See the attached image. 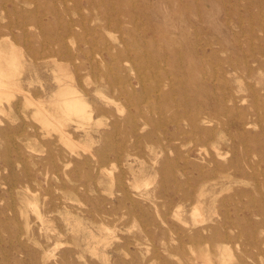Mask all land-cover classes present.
<instances>
[{"label": "rangeland", "instance_id": "rangeland-1", "mask_svg": "<svg viewBox=\"0 0 264 264\" xmlns=\"http://www.w3.org/2000/svg\"><path fill=\"white\" fill-rule=\"evenodd\" d=\"M0 54V264H264V0H0Z\"/></svg>", "mask_w": 264, "mask_h": 264}, {"label": "bare ground", "instance_id": "bare-ground-1", "mask_svg": "<svg viewBox=\"0 0 264 264\" xmlns=\"http://www.w3.org/2000/svg\"><path fill=\"white\" fill-rule=\"evenodd\" d=\"M134 4V3H133ZM3 7H4V5H3ZM2 12H3V10H2ZM173 12V11H172ZM2 14V13H1ZM74 45V44H73ZM2 50V49H1ZM20 52V51H19ZM22 52V51H21ZM0 56H1V54H0ZM98 56V55H97ZM131 61V60H130ZM261 62L262 61H264V59H262V60H260ZM16 62V61H15ZM136 62V61H135ZM17 63V62H16ZM18 64V63H17ZM16 65V64H15ZM7 67V66H6ZM1 70V69H0ZM129 71V70H128ZM2 73L3 72H0V75H2ZM129 73H131V72H129ZM138 74V73H137ZM19 75V74H18ZM153 75V74H152ZM4 76L5 77H8V75L6 76V74H5V72H4ZM38 80V79H37ZM16 84H14L13 83V86H15ZM61 85V88H60V90H59V92H58V96H61L63 99H62V103H61V107H62V113L64 114V120H69V119H71L73 116H75V117H77V118H81V119H87L88 121H90V119H91V112L87 109V105H86V103H85V101L80 97V96H77L76 95V91L74 90V89H72L70 86H68V85H66V84H64V83H61L60 84ZM6 87H8V86H6L5 85V82H4V80H0V93H1V91L2 92H4L3 90H5V88ZM31 87V86H30ZM3 89V90H2ZM18 89V88H17ZM132 89H134V88H132ZM158 89V88H157ZM14 91H15V89H14ZM18 91V90H17ZM20 92H21V90H19ZM6 92V91H5ZM112 92V91H111ZM23 93V92H22ZM26 93V92H25ZM24 93V94H25ZM2 95V94H1ZM0 95V96H1ZM28 95V94H27ZM100 96H102L101 94H99ZM68 96H71V97H68ZM29 97H31L30 96V94H29ZM26 99H27V101H28V98L27 97H25ZM107 98V97H106ZM147 98V97H146ZM31 99V98H30ZM150 99H151V97H150ZM33 100V99H32ZM104 100H106L105 98H104ZM148 100V99H147ZM36 101V100H35ZM34 101V102H35ZM29 102V101H28ZM35 104V103H34ZM38 105V109H37V112L38 113H40V114H42L44 117H45V119L46 120H48L49 122H51L53 119H55L57 122H59V119H57V118H55L54 117V115L52 114V113H50L48 110H46L44 107H43V105H42V103H39V104H37ZM152 106V105H151ZM121 107V106H120ZM124 108V107H123ZM123 108H122V110H123ZM156 108H158V107H156ZM124 111V110H123ZM148 112H151L152 110H147ZM146 111V113H148ZM149 114V113H148ZM135 116H137V117H139L140 118V124H138V126H136L137 124L135 123V125L133 126L135 129L136 128H138L139 130H144L145 129V127L147 126V125H151V126H156V122H153L151 119H150V117H147L146 115H145V113L144 112H141V109H137V113H136V115ZM135 116H130V118L128 119V123L129 124H131V122H132V120H134V117ZM214 119H217L216 117H211L210 115H208V114H204L203 116H201L200 114H197L196 116H194V117H192L189 121H188V124H187V130L186 131H184V132H189L190 133V135L191 136H193V135H195V136H197V139H195V142H194V145L195 146H199V144H209V143H212L213 145H214V148H215V150H214V153H215V156L216 157H222V154L220 153V151H219V148L216 146V144L218 143V140H216V138H215V135L217 134V132H219V131H221L220 130V127H219V124H220V122L219 121H216V125L214 126V127H212V128H207V127H203L202 126V124H212L213 122H214ZM36 121V120H35ZM47 121V122H48ZM55 122V121H54ZM54 122H51V123H53L54 124ZM57 122H55L56 124H58ZM134 122V121H133ZM168 122L169 123H174V121L171 119H169L168 120ZM46 124V123H45ZM55 126V125H54ZM58 127L60 126V125H57ZM62 130V129H61ZM60 130V131H61ZM59 131V132H60ZM64 131L62 130V132L61 133H63ZM65 134H66V132H65ZM67 135V134H66ZM71 135V134H70ZM65 137V136H64ZM68 137H69V135H68ZM138 139H139V137H137ZM73 140V139H72ZM171 138H168L167 137V135H164L161 139H159L158 138V140L157 141H155V142H158L160 145H161V147H162V150H163V148H166V146H167V144L168 145H171L170 144V142H171ZM62 141V140H61ZM76 142V141H75ZM76 143H78V142H76ZM136 143H137V141H136ZM139 144V143H138ZM67 145V144H66ZM77 144H75L74 146H76ZM81 145V144H80ZM79 144H78V147L80 146ZM83 146V145H82ZM81 146V147H82ZM68 147H70V145H68ZM81 147H80V149H81ZM138 147V146H137ZM168 147V146H167ZM217 147V148H216ZM71 148V147H70ZM83 148V147H82ZM74 149V148H73ZM83 150V149H82ZM136 150V149H135ZM84 151V150H83ZM87 150L85 149V152H86ZM94 158V157H93ZM140 160V159H139ZM70 163V162H69ZM70 164H68V166H69ZM104 170V169H103ZM111 171V170H110ZM105 172L107 173V170H105ZM110 175V174H109ZM184 175V174H183ZM47 176V175H46ZM114 181V180H113ZM202 193V190L200 191V196L202 195L201 194ZM133 194V193H132ZM129 195V194H128ZM130 199V198H129ZM130 201V200H129ZM199 202V201H198ZM198 205V204H197ZM32 206V205H31ZM155 206V205H154ZM32 208V207H31ZM176 209H177V207H176ZM152 210V209H151ZM178 211V210H177ZM192 212V211H191ZM178 213V212H177ZM193 215H190V216H192V218H193V216L196 218V217H200L201 218V220H200V222H201V224H202V222L204 221V219L202 218V216H201V210H200V208H198L197 206H195L194 208H193ZM17 218V217H16ZM194 218V219H195ZM194 223V222H193ZM195 225H196V221H195V223H194ZM42 226V225H41ZM136 228V227H135ZM207 230V228L205 227V228H201L200 229V232H204V231H206ZM93 240V239H92ZM35 242V241H34ZM61 246V245H60ZM196 259H198V258H196ZM200 259V258H199ZM200 260H203V259H200ZM200 260H198V261H200ZM196 261V260H195ZM202 262H204L203 264H209L210 262H208L207 261V259L205 258V260L204 261H202ZM227 262V261H226ZM197 263V262H196ZM199 263H201V262H199ZM198 264V263H197ZM211 264V263H210Z\"/></svg>", "mask_w": 264, "mask_h": 264}]
</instances>
